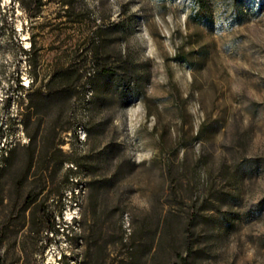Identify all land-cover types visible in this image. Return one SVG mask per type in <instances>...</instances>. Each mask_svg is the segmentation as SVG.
I'll return each mask as SVG.
<instances>
[{
  "label": "rangeland",
  "instance_id": "rangeland-1",
  "mask_svg": "<svg viewBox=\"0 0 264 264\" xmlns=\"http://www.w3.org/2000/svg\"><path fill=\"white\" fill-rule=\"evenodd\" d=\"M0 129V264H264V0H0Z\"/></svg>",
  "mask_w": 264,
  "mask_h": 264
},
{
  "label": "trees",
  "instance_id": "trees-1",
  "mask_svg": "<svg viewBox=\"0 0 264 264\" xmlns=\"http://www.w3.org/2000/svg\"><path fill=\"white\" fill-rule=\"evenodd\" d=\"M38 2H40V0H38ZM15 39H17V37L14 35ZM102 74L107 73L106 69H100L99 71ZM20 74V73H19ZM68 74V73H67ZM18 72H17V76L14 82L16 84L15 86V90L16 92H18V90L23 89V86L19 83V78H18ZM63 77H65V72H63V70H57L55 72V79L58 78V80L63 81ZM69 77H65V84L61 83V84H56L55 88L52 87H48L49 83L46 84L43 87L39 86V87H35L33 89V91L31 92V94H24L23 97H26L28 99V103L26 105L25 110L28 111L27 116L29 115V118L31 117L32 114L38 113L37 111L39 110V108H43V107H47L49 106L50 103V99L53 100V98H55V111L57 113H59L62 109V107H64L66 101L69 99V88H70V83L68 80ZM34 82V80L32 81ZM18 84V85H17ZM48 88H45V87ZM17 97L21 98L22 96V92H20V94H16ZM68 95V97H67ZM21 115L26 116V113H20ZM58 117V115H56ZM24 126H26L25 124H23ZM1 134L2 131L0 129V144L2 143V146H0V175H2V173H4V170H6L7 168H10V166H12V163L15 159V154L17 153V151H19L20 147V143L16 142V143H6L4 144L3 142H1ZM29 141L30 143L25 146L27 149L28 147H30V145H32V137H29ZM34 138V137H33ZM32 166L31 161H29L27 168L29 169ZM171 264H191L186 258L183 257H179V259L175 262H172Z\"/></svg>",
  "mask_w": 264,
  "mask_h": 264
}]
</instances>
